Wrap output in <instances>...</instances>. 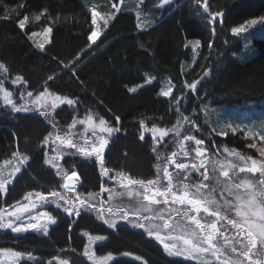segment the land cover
Wrapping results in <instances>:
<instances>
[{"label":"trees","instance_id":"obj_1","mask_svg":"<svg viewBox=\"0 0 264 264\" xmlns=\"http://www.w3.org/2000/svg\"><path fill=\"white\" fill-rule=\"evenodd\" d=\"M117 1L0 0V64L8 70L4 72L0 69V83L3 87L12 92V83L16 82L17 76H21L23 82H20V89L24 92L36 94L47 87L50 93L73 99L76 102L73 106L65 105L54 112V120L61 129L68 128L75 117L88 115L97 120L105 119L110 126L120 129L119 132H114L113 143L106 154L105 167L110 170L107 177L101 175L99 164L93 160L70 156L58 161L64 172H77L80 176L81 186L69 191L63 188L66 182L63 173L57 175V169L46 163L54 156L55 147V139L50 138L52 127L49 121L38 112L16 113L9 106L3 107L0 116V165L18 154L26 155L29 163L13 183L6 187L7 191L0 190V211L5 215L7 209L24 201L29 192L42 193L49 199L46 209L56 220V225L48 235L27 233L15 236L10 232L0 234V248L22 252L26 256L30 254L35 258L22 259L17 264H92L84 256L87 244L82 236L84 232L106 238L104 243L96 247L99 256H120L127 253L139 259L119 258L112 264H195L168 258L144 229L129 223L135 222L136 217L127 211V207H119L118 204L114 206L110 202L117 184L125 189H136L138 186H122L115 178L116 173L144 180L158 179L161 174V187H164L167 179L160 168L165 163L172 174V184L182 183L183 171L179 175L180 170H176L173 165L170 167L166 151L164 159L155 155L154 140L148 130L140 127L141 120L147 129H169L182 117L193 116L196 112L200 114L205 105L235 107L264 102V39H254L257 55L246 60L241 56L244 48L242 40L231 34L232 27L264 16V0H208L209 12H224L223 17L217 18L216 24H211L210 16L203 13V0L199 4L196 0H172L170 5L160 10L154 8L155 0H144V5L141 6L144 15L141 23H145L143 26L139 25L133 10L120 11L96 43L90 44L88 37L94 30L91 22L93 3H99L101 11L107 13L110 5L113 7ZM136 1L138 0L131 1L132 7L136 5ZM21 4L24 7L21 8ZM37 15L41 17L39 20L35 19ZM25 16L28 20L25 29L21 30L17 25ZM47 27L52 28V40L41 51L31 39V34L43 32ZM194 39L201 41L199 59L192 70L183 74L182 65L191 56L190 50L186 48V41ZM148 75L157 78L153 85L138 93L128 91L144 83ZM50 76L51 80L48 79ZM165 77L170 78L174 84L170 99L158 96L160 81ZM197 80L200 82L195 91L185 87ZM176 100L180 101L179 105ZM115 116L120 117L119 122L115 120ZM141 133L145 137L143 141L139 139ZM213 136V142L209 146L217 157H223L219 158L222 159L221 164L225 163L223 159L228 158L219 155L224 148L234 150L244 157L251 156L258 162L264 161L258 151L256 139L243 132H229L226 137ZM251 143H255L256 147H248ZM69 151L74 153L75 149ZM169 151L174 152L173 148ZM173 158L176 159L177 156ZM213 173L216 175L214 178L220 180H215L214 183L224 182L217 173ZM213 173L211 174L215 176ZM195 176L197 184L205 185L206 189L202 187L205 192L227 199L217 184L201 183V178ZM252 178L254 180L249 178L254 185L252 191L257 192L256 202L259 203L264 199L259 194V189L264 186L259 185L258 181L264 177ZM102 187L107 190L101 191ZM53 191L75 201L78 208L77 196L97 207H103V218H100L95 209L84 208H80L79 217L74 214L69 216L63 211L64 207H69L64 200L58 201L60 208L52 203L56 200L51 196ZM173 191L177 192L174 187ZM143 194L147 193L144 191ZM235 194L239 200L236 202L239 203L246 204L251 198L246 189L233 193V196ZM216 204V210L223 217L240 222V216L236 219L231 215L243 211V208L234 205L239 209L237 211L236 207L230 205L227 208L221 201ZM167 206L185 207L186 212H191L186 220L187 224H192L188 228L189 233L179 230L176 234L193 239V243H196V239L192 233L202 238L203 234L191 223L189 217L197 218L199 214L204 215V212L197 214L187 205ZM110 207L113 211H127L128 220L109 214L107 209ZM181 213H174L171 219L167 218L172 227L164 230L174 232L176 228H173L172 223H176L178 219H172ZM140 216V222L146 223L143 220L145 215ZM206 217L211 220L209 215ZM104 219L116 220V228L108 227ZM167 219L160 218L159 221ZM228 220L219 226H226L229 230L215 236V246L216 239L223 245L235 244L232 238L237 230H234ZM155 222L158 223L157 220ZM225 236L229 240L226 241Z\"/></svg>","mask_w":264,"mask_h":264},{"label":"rangeland","instance_id":"obj_2","mask_svg":"<svg viewBox=\"0 0 264 264\" xmlns=\"http://www.w3.org/2000/svg\"><path fill=\"white\" fill-rule=\"evenodd\" d=\"M131 1L132 0H118L115 5L116 7H112L110 5V9L107 13H104L100 9V4L97 2H94L92 7H91V12L92 10H96L97 12L101 13V16L98 17V22L97 25H93L94 30L97 28L100 31V36L104 33L105 29L108 27L112 19L115 17V15L120 12V11H130L133 10L135 12V15L137 16L139 20V24L143 26L145 23H141L143 19V8H141L143 4L140 5V0L135 2V6H131ZM135 1V0H134ZM145 2V1H144ZM172 2V0H171ZM156 5L154 8L163 9L165 6L168 5H163L162 0H155ZM112 4V2H111ZM158 4V5H157ZM158 6V7H157ZM117 8L119 11H117ZM264 17V16H263ZM145 18V17H144ZM261 18V17H260ZM260 18H255L257 20V23L255 25H248L246 28V31L242 33L239 37L240 40L243 42V51L241 53V56L243 59L250 60L254 58L257 55V50L254 48L253 41L256 38L259 39H264V20H261ZM146 19V18H145ZM246 24V23H245ZM241 26V25H240ZM45 30L43 32H39V35L36 36H31V39L34 41L36 44L37 48L41 50L38 46L40 44H44V50L45 48L50 44L49 41L52 40V33L49 35H45ZM99 36V37H100ZM98 37V39H99ZM198 39L194 40H188L186 41V48L190 50V59L189 61H185L182 65V73L187 74L190 70L194 68L196 65L200 51H201V41L199 45L195 44V41ZM43 50V51H44ZM148 75L146 78V81L144 83L138 84L134 87H137L139 85H143V87H138L137 91L135 93H138L140 90L153 85L156 81L157 78ZM151 80V83H148L147 81ZM21 83L19 81L13 82L12 86H14V90L12 91V99L17 105H22V104H27L29 108L32 109L34 112L40 113L41 111H44L45 109H39V111L36 110L37 106L33 103L34 97H36L39 93H33L32 97L27 96V92H24L22 89H20ZM160 90L158 96L161 98L165 99H170L171 97H164L161 95V92L167 91L169 88H173L174 90V84L171 81L170 78L165 77L160 81ZM7 90V88H6ZM132 93V92H131ZM173 93V92H172ZM23 97V98H21ZM0 116L2 115L3 107L4 106H9L4 100H3V94L0 93ZM51 102H52V97H48V103L46 107L51 110ZM67 104H60L54 111H51V115L46 118L51 127H52V132L50 135L51 139H55L57 135L64 137V138H71L73 143L77 145L78 148H84L86 150H90L91 146L93 144H98L99 143V138L103 137L104 139L108 140V144L105 148V152L103 153L104 158H106L107 152L110 150V147L113 143V138H114V133L109 135L106 132H101L100 131V125L99 121L93 116H84L82 118L75 117L74 121H76L75 126L73 127L72 124L65 129H61L55 120L53 119L54 117V112L59 109L60 107H63ZM91 118L93 121V124L90 126L87 123L81 124L79 123L80 120H87L88 118ZM189 117V120H185L184 117H182L172 128H164L168 130V135L164 136L161 138L159 134H157L156 139L154 140V147H155V155L159 158H163L164 155L168 153L167 156V162H169L170 167L172 165L175 167V164L172 163V160H175L176 163H186L189 164V169L186 170H180L179 175H181V171L184 173V182L182 183H176L174 182L173 187L177 192L180 190H184V185L187 184L188 190L191 195L195 194V188L192 187L193 184L196 183V177L195 175H198L199 178H201V183L203 182H209L210 184H217L218 187H221L220 190H222L223 193H225V196L227 199H224L222 196H216L213 193H207L203 190V188L200 189V195L197 198L202 199V202L205 203V206L209 207L210 210H216L217 209V204L218 201H221L223 204H226V207L229 208L228 206L234 207V205L240 206L243 203L236 202L238 199L236 197V194L233 196V193L240 192L241 190H245L244 187H239L237 188L236 185H243V182L246 180H250L249 178L253 179L252 176L254 177H259L260 173H250V172H241L240 168L246 167L250 165V161L247 160V157L242 156L241 154L237 153L234 150L224 148L222 152L219 154L220 156L225 155L224 164H221L223 157H217L214 153H212V150L210 149L211 142H213V135H218L217 133H222L219 134L221 137H226L229 132H243L247 134L248 136H251L252 139H256V144L259 145L257 148L259 149L260 147L264 146V140L260 139V133L261 131H264V102H259V103H248L245 105L241 106H235V107H212L210 105H205L202 107L201 113L198 114L197 112L193 114V116H187ZM191 121H195V126L191 123ZM53 124H55V127H53ZM230 125V127H229ZM106 126H110L109 123H107ZM239 126V127H237ZM112 127V126H111ZM206 128V129H205ZM233 129H236V131H233ZM210 131V132H209ZM148 133L152 137L151 129H148ZM178 133V134H177ZM187 135H192L196 139H202L204 140V144L197 146L195 144V140H186L185 136ZM153 139V138H152ZM87 141V143H86ZM55 147H54V156L59 152L63 154V159L66 157L70 156H79L84 158L85 160H90L94 161L97 164H99L97 158L95 156H85L81 152L77 151V148L75 149V152L69 151L72 148H67L59 143V141H55ZM171 145L169 146V144ZM214 144V143H213ZM169 146V147H168ZM199 147L203 152L204 155L197 157L196 156V149ZM173 148V151L176 153L177 158H173L172 156V151H169L170 149ZM227 149V150H226ZM165 151L167 153H165ZM184 152H187L188 155L185 156ZM261 155V154H260ZM262 156V155H261ZM241 157H244L245 159H241ZM264 159V156H262ZM261 158V159H262ZM164 159V158H163ZM218 159V161L216 160ZM59 160V161H61ZM203 162L204 167L199 168L200 163ZM29 163V158L26 155L18 154L14 157V159L5 162L0 165V182H3L5 184V187H8L13 183V181L16 179V177L27 167ZM192 164H196L199 168L198 171L193 170L191 168ZM167 168L168 170V164H162L161 166V171L162 173L164 172V169ZM16 169H19V171H16ZM223 171H228L229 176L224 177L223 176ZM217 173V175L220 177L222 182H217L214 183V181H220L219 179L217 180L216 175L213 173ZM70 172L69 174H71ZM204 173H207L208 179H204ZM211 173H213L215 176H213ZM159 186L161 187V183L163 181V177L161 174H159ZM251 175V177H250ZM186 177V178H185ZM67 182V180H66ZM73 190L76 188H79L81 186V182L79 181H73ZM183 184V185H182ZM182 185V186H181ZM136 186V185H134ZM216 187V186H215ZM135 187L132 188H120L118 184L116 185V192L111 195L110 197V202L114 203V206L118 204L119 207H127V211L133 212V210L137 207L136 204H139L143 202V204L147 205L146 201H143V196H144V189L141 188L140 186H137L136 189ZM228 188L229 190L226 191L225 189ZM206 189V188H205ZM68 190V189H67ZM207 190L208 189L207 187ZM212 191V190H211ZM214 192V191H212ZM131 193V195L129 194ZM239 194V193H238ZM46 200H40L39 197L36 194H33L31 197H29L28 200H24L21 203H18L14 205L13 207L9 208L6 210L5 215H4V222H7L11 220L13 222V226H21L23 224L27 223H38L40 226L36 230H29L28 232H21V233H14L12 232L11 229L7 228H0V234L3 232H10L11 234L15 236H21L27 233H36V234H42L44 235V232L47 231V235L50 232L51 228L56 225L55 224H50L46 218L42 217L43 212H48L50 215L51 213L46 209V206L49 204V199L46 195ZM229 198L234 200V203H232V200L230 201ZM212 199L215 200V204H208L207 200ZM239 201V200H238ZM28 207V211L26 212H17L16 216L9 215V213L16 212L17 208H23V207ZM236 207L237 211L239 210ZM152 209L151 212H141V215H152L155 217V219L151 221H147L144 223L146 226L152 224V222H155V220L158 221L155 222V225H159L161 227L159 228H154L155 230H161L158 231L161 236H166V235H172L176 236V240H166V243H169L170 245H174L175 247L173 250H179L185 255L188 253L186 252L185 246L183 245V239H186L183 235L176 234L179 232H184V233H189L188 228L189 226H192V224H187L186 220H188L187 216L191 215V212H186L185 207L183 208H173V207H168L167 205L164 204H157V205H148ZM234 207V208H235ZM162 209V210H161ZM173 209L178 210L181 215L174 217L172 220H176V223H172L174 225V229L176 230L174 232H168L164 230L162 225L165 223V221L170 222L167 218H172L174 216V213H177L173 211ZM185 210V211H184ZM187 213V215H185ZM221 218L217 219L215 216H210V218L206 217V213L199 214L197 219H200L201 222L203 223H213L215 222L217 224V229H218V234L222 233L223 231L224 234L226 233V230H229L228 227L226 226H221V223L223 221L228 220L227 218L222 216ZM52 216V215H51ZM237 214L233 213L231 215L232 218L238 219ZM18 217V218H17ZM32 217H37L38 219L33 220L31 219ZM54 218V217H53ZM160 218L167 219L165 221H159ZM55 219V218H54ZM172 222V221H171ZM153 229V230H154ZM236 230V229H234ZM157 231H153L155 233ZM82 236L86 239V247L84 250V256L86 259L91 262L92 264H101V258H106L109 255H111V259H103L102 264H112L114 261L118 260L119 258H127V259H132V260H139L129 254L125 255H113V254H107L104 256H99L96 253V247L99 244H102L106 241V238L102 240H96L95 237L97 235H91L87 232H84ZM149 236V234H148ZM102 237V236H100ZM91 238V239H90ZM152 240H154L162 249L163 246L160 242L156 241L155 235L149 236ZM218 242V239H216V248L220 249L219 252L216 253V255L212 254V251L210 250L207 253H197L194 255L193 259H184V255L180 256H169L165 250L164 254L171 259H178V260H183L187 262H192L195 264H220L221 260H230L231 257H235L234 253H231L230 249L232 246H235L236 244H231V245H223ZM201 246L207 247V244H202ZM5 249L8 248H0V264H17L20 262L22 259H26L29 256L24 255L21 258H16L13 257L9 251H5ZM11 251H14L10 249ZM87 251L88 255H85V252ZM91 257V258H90ZM219 257V259H217Z\"/></svg>","mask_w":264,"mask_h":264},{"label":"snow or ice","instance_id":"obj_3","mask_svg":"<svg viewBox=\"0 0 264 264\" xmlns=\"http://www.w3.org/2000/svg\"><path fill=\"white\" fill-rule=\"evenodd\" d=\"M121 2H122V0H121ZM140 3L143 4L144 0H140ZM170 3H171V0H162L163 5H168ZM196 3L199 4L200 0H196ZM20 7L22 8V7H24V5L21 4ZM113 7H116V5H113ZM209 7L210 6L208 4V0H203V13L210 16L209 22L211 24H216L218 22L217 18L223 17L224 12H222V11L209 12ZM117 11H119L118 8H117ZM100 16H101V13L97 12L96 10H92V12H91L92 21L91 22L94 26L97 25L98 17H100ZM4 18L6 19L7 17H4ZM40 18H41L40 15H37L35 17L36 20H39ZM260 19L264 20V17H261ZM27 20H28V17L25 16L22 20H20L18 22L17 26L21 30H24ZM256 23H257L256 19H251V20H248L246 22V24H243V25L237 26V27H232L231 28V34L234 37H239L242 33H244L246 31V28L248 25H255ZM213 31H214V29H213ZM51 33H52V28L47 27L45 29L44 34L47 36ZM31 35L36 36V35H39V33L33 32ZM99 36H100L99 29L97 28L96 30H93L88 37L90 44H95ZM49 43H51V41H49ZM195 44L199 45L200 41L199 40L195 41ZM38 47L41 49V51H43L45 45L40 44ZM209 47H211V45H209ZM77 59H79V57H77ZM0 69H3L4 72L8 71L7 68H5L3 64H0ZM207 75H208V73L206 72L205 76H207ZM48 79L51 80L52 77L50 76V77H48ZM153 79H154V77H153ZM16 81L23 82V77L17 76ZM147 82L151 83V80H149ZM199 82L200 81L197 80V81L192 82L190 84H186L185 87H188L191 90L195 91L197 88V84ZM138 87H143V85H139L137 87H132V88L128 89V91L135 93L137 91ZM172 92H173V88H169L167 91L161 92V95L164 97H171ZM0 93L3 94V100L8 105L11 106V108L14 112L20 113V112L32 111V109L29 108L27 106V104L17 105L12 99V95H13L12 92L6 90L3 87L2 83H0ZM27 96L32 97L33 93L31 91H29V92H27ZM48 97H52L51 110H49L46 107V105L48 103ZM21 98H23V97H21ZM33 103L37 106V108H36L37 111H39V109H45L44 111H41L39 114L43 117L48 118L51 115V111H54L60 104H67L69 106H73L76 102L73 99H69L67 96H60V95H55L53 93H50L48 91L47 87H45L43 91H40L39 94L36 97H34ZM176 104L179 105L180 101L176 100ZM177 111H179V108H177ZM53 119H54V117H53ZM184 119L187 121V120H189V117L185 116ZM115 120L117 122H119L120 117L115 116ZM75 123H76V121H73V124H72L73 127L75 126ZM79 123H81V124L87 123L91 126L93 124V121L89 117L87 120H80ZM107 123L108 122L105 119H100L99 125H100V131L101 132H106L109 135H111L114 132L120 131V129L117 127L106 126ZM191 123L193 124V126H195V121H191ZM53 127H55V124H53ZM140 127L142 129H144L145 131L148 130L146 125L144 124L143 120L140 121ZM229 127H230V125H229ZM237 127H239V126H237ZM233 131H236V129H233ZM151 133H152L153 140H155L157 134H159V136L161 138L168 135V130L164 129V128L153 127L151 129ZM217 134L219 135L222 133H217ZM144 138H145L144 134L141 133L139 139L141 141H143ZM185 139L186 140H195V144L197 146L204 144V140L196 139L192 135L185 136ZM260 139L264 140V131H261ZM55 140L59 141V143L61 145L65 146L67 148H77V151L81 152L85 156H95L99 162L100 169L102 170L101 175L105 176V177L108 176V173L110 170H109V168L105 167V158L103 155V153L105 152V148L108 144L107 139L100 137L99 143L93 144L91 146L90 150H86L84 148H78L77 145L73 143L71 138H64V137L57 135L55 137ZM86 143H87V141H86ZM248 147L255 148L256 144L251 143L248 145ZM258 151L260 152V154L262 156H264V146L260 147L258 149ZM184 155L187 156L188 153L184 152ZM202 155H204V152L199 147H197L196 156L199 157ZM172 156L175 157L176 153L173 152ZM62 158H63V154L58 152L55 156L51 157V159L46 161V163L51 164L53 168L57 169V175H60L61 173H63V175L66 177V180H67V182H65L63 184V188L68 189L69 191H72L73 187H74L72 182L73 181H79L80 176L77 172H72L71 174L64 172L58 163V161L61 160ZM241 159H245V158L241 157ZM247 160H249L251 162L250 165L240 168V171L241 172H250V173L259 172L260 176L264 177V161L258 162L256 159H253L251 156L247 157ZM172 163L175 164V167L177 169H181V170H186V169H189V167H190L189 164L176 163L175 160H172ZM203 167H204V164H203V162H201L199 165V168H203ZM191 168L193 170H196V171L199 170V168L196 164H192ZM16 171H19V169H16ZM203 175H204V179L207 180L208 179L207 173H204ZM163 176L167 179V185L164 187H160L158 179H148V180L134 179L130 176H125L121 172L116 173L115 178L119 180V182L122 184V186L127 187L130 185H138L144 189L145 193H147L143 196V201H147V205L143 204V202L139 203L137 205V207L131 213L133 216L136 217V221L135 222L129 221V223H132L133 226L136 228L144 229L149 234V236L155 235L156 241H158L162 244L163 249L165 250V252L169 256L184 255V259H193L195 254L207 253L210 250L212 251L213 255H216V253L219 252L220 249L216 248L215 245L213 244L215 236L218 233L217 224L215 222H213V223H202L201 220L197 219L195 216L189 217L191 223L195 224L196 228L199 229L200 233H202L203 235L201 238L199 236H196L195 233H192V236L196 239V243H193V239H191V238L183 239V245L185 246L186 252L188 253L187 255H185L184 253H182L179 250L174 251L173 248L175 246L170 245L169 243L165 242L166 240H176L177 239L176 236H172V235L161 236L158 231L153 233L154 228H159L161 226L152 224V225H149L146 227V225L144 223L140 222V220H141L140 213L141 212H151L152 211V209L150 207H148V205H157V204H161V203L164 205H170V204H179L181 206L187 205L197 214H199L200 212H204L209 216H215L217 219L221 218V214L218 210H210L209 207L205 206V203L202 202V199L197 198L200 195V189L202 187H205V185L193 184L192 187L195 188V194L190 196L189 190H188L189 186L187 184L184 185L183 192H174L173 191L172 174L167 170V168L164 169ZM223 176L228 177L229 176L228 171H223ZM109 178L112 179L113 177H109ZM125 180L127 181L126 184L124 183ZM258 183H259V185L264 186V178L260 179L258 181ZM236 187L237 188L244 187L246 190L249 191L251 198L246 202V204L240 205V207L243 208V211L237 212V215H239L241 217L240 222H238L235 219L228 220V223L231 224L232 227L237 230L235 236L232 239L235 240V244L239 245V247L232 246L230 249L231 253H234L236 258L230 259V260H221L220 264H264V199H261L259 203L256 202L257 192L252 191V189L254 188V185H253L252 181H250V180H246L243 182V185H236ZM0 190L7 191L5 184L3 182H0ZM106 190L107 189H104L103 187L101 188V191H106ZM225 190L228 191L229 189L226 188ZM129 194L131 195V193H129ZM259 194L264 196V187H261L259 189ZM32 195L33 194L31 192H29L24 197V199L28 200L29 197H31ZM36 195L39 197L40 200H42V201L46 200V197L42 193H37ZM51 196L56 198V200H53L52 203H54L57 208L61 207V205L58 203L59 200H64L65 204L69 205V207L63 208V211L66 212L69 216H72L74 214L76 217H79L80 216V208H84L85 210L95 209L96 212L98 213V215L100 216V218H103V214L105 212V209L103 207H97L96 205L88 203L85 199H82L79 196L76 197V200L79 202V206H80L79 208L76 206L75 201L68 200L66 197H64L63 195H61L60 193H58L56 191L51 192ZM90 196H91V194H90ZM207 203L208 204H215L216 201L209 199V200H207ZM28 210L29 209L27 206L23 207V208H17L16 212L9 213V215L16 216L17 212H26ZM173 211H175V212H177V214H179L178 210L173 209ZM107 212L109 214H111L112 216H119V219H121V220H128V217H129V213L127 211H123L120 209L113 211V209L110 207L107 209ZM41 215H42V217L46 218L50 224L56 223V220L48 212H43ZM185 215H187V213H185ZM3 218H4V212L0 211V228L11 229L12 232H14V233H21V232H28L29 230H36L40 226L38 223H27V224H23L21 226L14 227L13 222L11 220L4 222ZM253 218H255V220ZM31 219L36 220L38 218L32 217ZM153 219H155V217H153L152 215H148V216L143 217V220H147V221H151ZM104 223L108 227L115 229L117 221L114 219H104ZM162 227L164 229H168V228L172 227V225L169 222L165 221V223L162 225ZM44 235H47V231L44 232ZM237 237H238V239H237ZM95 239L96 240H102V239H104V237L97 236V237H95ZM225 240L227 241V240H229V238L227 236H225ZM202 244H207V247L201 246ZM258 245H259V248H258ZM5 251H9L10 254L16 258H21L25 255L22 252L11 251L10 249H5ZM85 255H88L87 251L85 252ZM125 255H127V253H125ZM28 258L29 259H35L30 254H29ZM111 258H112L111 255H109L106 258L102 257L101 258V264H102L103 259H111ZM217 259H219V257H217ZM49 264H51V262H49Z\"/></svg>","mask_w":264,"mask_h":264},{"label":"bare ground","instance_id":"obj_4","mask_svg":"<svg viewBox=\"0 0 264 264\" xmlns=\"http://www.w3.org/2000/svg\"><path fill=\"white\" fill-rule=\"evenodd\" d=\"M158 5V4H157ZM158 7V6H157ZM159 10V9H158ZM117 16V15H116ZM140 25V24H139ZM157 26V25H156Z\"/></svg>","mask_w":264,"mask_h":264}]
</instances>
